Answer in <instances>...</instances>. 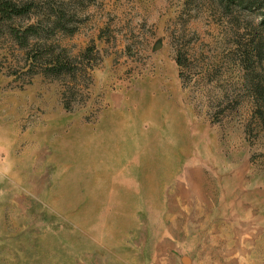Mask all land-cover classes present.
Returning a JSON list of instances; mask_svg holds the SVG:
<instances>
[{
	"label": "rangeland",
	"instance_id": "obj_1",
	"mask_svg": "<svg viewBox=\"0 0 264 264\" xmlns=\"http://www.w3.org/2000/svg\"><path fill=\"white\" fill-rule=\"evenodd\" d=\"M263 14L0 0V264H264Z\"/></svg>",
	"mask_w": 264,
	"mask_h": 264
},
{
	"label": "trees",
	"instance_id": "obj_2",
	"mask_svg": "<svg viewBox=\"0 0 264 264\" xmlns=\"http://www.w3.org/2000/svg\"><path fill=\"white\" fill-rule=\"evenodd\" d=\"M5 6V7H4ZM3 6V9H5L6 10V8H8V7H11V8H13V9H15V7H14V5L12 4V3H7V4H5ZM8 6V7H7ZM9 9V8H8ZM16 10V9H15ZM14 10V11H15ZM13 11V10H12ZM16 12H19V11H16ZM264 15V14H263ZM263 24H264V18H263ZM259 92H261V91H259Z\"/></svg>",
	"mask_w": 264,
	"mask_h": 264
}]
</instances>
